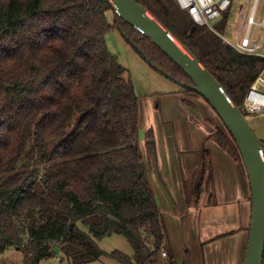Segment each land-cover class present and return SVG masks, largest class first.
I'll return each mask as SVG.
<instances>
[{
    "label": "trees",
    "instance_id": "16d2710c",
    "mask_svg": "<svg viewBox=\"0 0 264 264\" xmlns=\"http://www.w3.org/2000/svg\"><path fill=\"white\" fill-rule=\"evenodd\" d=\"M136 2L195 56L246 119L243 99L264 60L223 42L228 14L217 35L195 24L175 0ZM110 29L151 69L199 97L177 66L114 16L107 0H0V255L12 248L23 264H39L55 258L57 244L69 264L102 258L152 264L164 247L135 145L138 97L106 49ZM209 138L235 157L221 123ZM200 160L203 177L211 168L204 147ZM112 235L126 239L131 257L99 249L96 241Z\"/></svg>",
    "mask_w": 264,
    "mask_h": 264
},
{
    "label": "rangeland",
    "instance_id": "374dc122",
    "mask_svg": "<svg viewBox=\"0 0 264 264\" xmlns=\"http://www.w3.org/2000/svg\"><path fill=\"white\" fill-rule=\"evenodd\" d=\"M253 5L254 0L233 1L220 34L222 39L229 43L236 41L242 14L249 13ZM263 14L264 0H258L254 16L256 24L250 31L253 40L264 41V29L258 25ZM106 17L109 23L113 21L110 12ZM217 24L212 22L211 26L216 27ZM105 46L124 71L122 77H130L138 97L139 121L135 145L144 168L150 171V179L156 176L159 154L163 153L171 166L179 159L177 173L182 172L188 183V199L182 195V213L175 218L178 214L175 205L180 204V200L173 195L174 210L169 217H165L167 232L172 239L171 252L176 253L178 264H243L251 215L250 192L238 151L234 158L229 159L209 138L220 124L219 119L202 98L185 93L175 83L151 69L117 31L110 29L106 32ZM246 115L251 131L264 144V116ZM198 135H205L202 138L205 145L201 147L213 154V157L210 155L211 168L203 177L200 152L192 145ZM146 136H149L150 142L156 143L155 150L146 148ZM37 168L40 170L43 165ZM197 182L198 187L195 188ZM227 233L232 235L219 237ZM96 244L105 253L119 251L132 256L130 245L120 235L103 238ZM53 248L58 257L39 264H69L58 254V245L55 244ZM155 262L159 264L158 259ZM0 264H23L22 256L9 248L0 255ZM89 264L118 263L102 258Z\"/></svg>",
    "mask_w": 264,
    "mask_h": 264
},
{
    "label": "water",
    "instance_id": "95a60500",
    "mask_svg": "<svg viewBox=\"0 0 264 264\" xmlns=\"http://www.w3.org/2000/svg\"><path fill=\"white\" fill-rule=\"evenodd\" d=\"M114 16L148 39L179 68L230 134L245 168L251 194V216L243 264H262L264 243V144L221 85L155 17L136 0H107Z\"/></svg>",
    "mask_w": 264,
    "mask_h": 264
},
{
    "label": "built area",
    "instance_id": "2783aa9c",
    "mask_svg": "<svg viewBox=\"0 0 264 264\" xmlns=\"http://www.w3.org/2000/svg\"><path fill=\"white\" fill-rule=\"evenodd\" d=\"M233 1L234 0H175L178 7L185 11L195 24L206 26L215 34H217V32L215 31V27L211 26V23H219L223 15L229 13ZM257 2L258 0H254V5L249 13L244 12L242 14L241 25L237 33L236 41L234 43H229L225 39L222 40L240 54L259 57L264 60V41L250 38L251 28L256 24L254 16ZM258 25L260 28L264 29V14ZM243 109L248 114L264 116V65L244 96ZM262 155L264 158V150H262ZM162 256H165V253H162ZM262 264H264V243Z\"/></svg>",
    "mask_w": 264,
    "mask_h": 264
},
{
    "label": "crops",
    "instance_id": "0c3cea01",
    "mask_svg": "<svg viewBox=\"0 0 264 264\" xmlns=\"http://www.w3.org/2000/svg\"><path fill=\"white\" fill-rule=\"evenodd\" d=\"M151 136V133H150ZM205 135H198L196 138H194V142H192V145H194V148L197 152H200V147L203 144V139ZM152 138V137H151ZM203 138V139H202ZM184 143V142H183ZM153 144V142H152ZM185 145V144H183ZM205 145V144H203ZM204 147V146H203ZM156 148V143L154 142L153 144V150ZM211 152V151H210ZM212 153H210L211 155ZM224 154V153H223ZM160 155V164H157L158 170L157 174L153 179H150V171L145 168L147 172V179L149 182V185L152 189V192L154 194V199L157 204V208L160 214V222L163 228L164 232V237H165V244L163 249H161L160 255L158 257L159 264H170L169 263V255L168 252L171 254L173 257L174 263L178 264V257L175 252H171L172 249V239L169 236V233L167 232V224L165 223V217H169L173 210H174V202L172 200V196L174 195L175 197L180 200V204L175 205V209L178 211V214L175 215L179 216L182 211L183 207L181 206L182 202V195L188 199L187 194H188V183L186 182V179L183 178L182 172H179V175L177 173V164L179 166V159L175 160L176 163L171 166L170 160L166 157L165 154H159ZM227 156L226 154H224ZM213 157V154H212ZM211 157V160H212ZM228 157V156H227ZM231 159V158H229ZM200 160V157H199ZM201 162V160H200ZM244 167V166H243ZM245 169V168H244ZM246 173V172H245ZM247 178V175H246ZM248 181V178H247ZM198 182L195 183L194 187H198ZM248 188H249V183H248ZM250 192V188H249ZM250 205H251V194H250ZM251 216V215H250ZM196 225L198 226V221L196 220ZM229 235H232L231 233H227L226 235H221L219 236L220 238H226ZM162 253H165V256H162ZM59 254V253H58ZM56 255V254H55ZM133 255V252H132ZM55 257H58L56 255ZM62 258V256H61ZM181 262V261H180ZM156 264V262L152 263Z\"/></svg>",
    "mask_w": 264,
    "mask_h": 264
}]
</instances>
